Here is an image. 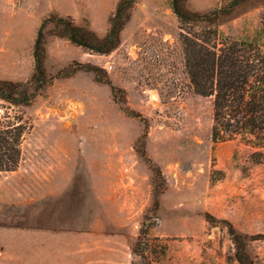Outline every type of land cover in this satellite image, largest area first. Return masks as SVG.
<instances>
[{"label": "rangeland", "instance_id": "1", "mask_svg": "<svg viewBox=\"0 0 264 264\" xmlns=\"http://www.w3.org/2000/svg\"><path fill=\"white\" fill-rule=\"evenodd\" d=\"M118 0H0V81L27 82L50 14L99 38ZM228 0H187L203 12ZM253 0L223 19L254 39ZM43 30L46 76L27 106L13 171H0V264H264V148L213 143L212 100L190 84L169 0H136L119 44L98 54Z\"/></svg>", "mask_w": 264, "mask_h": 264}, {"label": "trees", "instance_id": "2", "mask_svg": "<svg viewBox=\"0 0 264 264\" xmlns=\"http://www.w3.org/2000/svg\"><path fill=\"white\" fill-rule=\"evenodd\" d=\"M187 0H169L179 24L185 68L194 92L212 100L213 143L240 141L264 148V0L261 27L254 39H232L219 30L222 20L253 0H228L198 12L186 7ZM136 0H118L108 21V31L99 38L88 27L69 18L50 14L39 25L33 46L34 68L27 82L0 81V100L12 106H27L41 94L52 78L43 68V30L53 25L52 35L86 50L107 54L119 44V36ZM26 125L20 118L0 120V171H13L20 160ZM237 247L236 258L244 264L245 245L230 231ZM243 255V256H242ZM248 264H252L250 261Z\"/></svg>", "mask_w": 264, "mask_h": 264}]
</instances>
